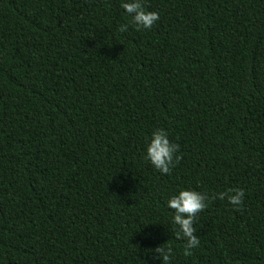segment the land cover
<instances>
[{"label":"trees","instance_id":"trees-1","mask_svg":"<svg viewBox=\"0 0 264 264\" xmlns=\"http://www.w3.org/2000/svg\"><path fill=\"white\" fill-rule=\"evenodd\" d=\"M142 4L148 30L121 0H0V264H264V0ZM234 188L185 256L168 199Z\"/></svg>","mask_w":264,"mask_h":264},{"label":"clouds","instance_id":"clouds-1","mask_svg":"<svg viewBox=\"0 0 264 264\" xmlns=\"http://www.w3.org/2000/svg\"><path fill=\"white\" fill-rule=\"evenodd\" d=\"M121 7L131 16V23L140 29H151L159 19L155 11H147L142 0H121ZM128 25H120L118 31L125 32ZM178 145L169 140L168 134L164 129H155L152 131L145 148V159L160 174H169L171 167L180 159L176 155ZM227 199V203L233 208L238 209L244 199V190L234 188L228 191H221L214 195L204 192L184 189L179 190L167 201V207L174 210L172 224L175 226V235L177 239L184 240V255L190 256L192 249L198 247L199 239L195 233L194 222L199 212L203 211L210 200ZM151 251L154 252L152 260H159L160 264H170L173 256V249L170 246L158 245ZM146 264L148 262L144 260Z\"/></svg>","mask_w":264,"mask_h":264}]
</instances>
